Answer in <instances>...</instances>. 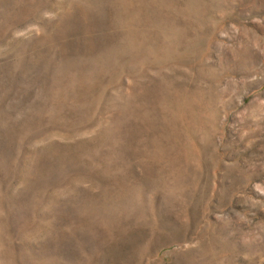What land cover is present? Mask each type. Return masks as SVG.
<instances>
[{"label": "rangeland", "instance_id": "374dc122", "mask_svg": "<svg viewBox=\"0 0 264 264\" xmlns=\"http://www.w3.org/2000/svg\"><path fill=\"white\" fill-rule=\"evenodd\" d=\"M0 264H264V0H0Z\"/></svg>", "mask_w": 264, "mask_h": 264}]
</instances>
